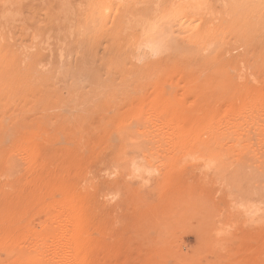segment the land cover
I'll return each instance as SVG.
<instances>
[{
    "label": "rangeland",
    "instance_id": "rangeland-1",
    "mask_svg": "<svg viewBox=\"0 0 264 264\" xmlns=\"http://www.w3.org/2000/svg\"><path fill=\"white\" fill-rule=\"evenodd\" d=\"M0 264H264V0H0Z\"/></svg>",
    "mask_w": 264,
    "mask_h": 264
},
{
    "label": "bare ground",
    "instance_id": "bare-ground-1",
    "mask_svg": "<svg viewBox=\"0 0 264 264\" xmlns=\"http://www.w3.org/2000/svg\"><path fill=\"white\" fill-rule=\"evenodd\" d=\"M3 173V172H2ZM27 245V244H26ZM63 245V246H62ZM61 248L64 251V254H69L71 249V241L66 240V243L61 244ZM67 260V259H66Z\"/></svg>",
    "mask_w": 264,
    "mask_h": 264
}]
</instances>
